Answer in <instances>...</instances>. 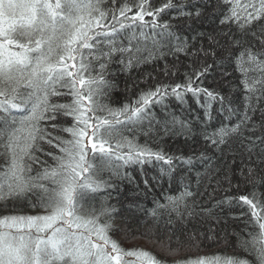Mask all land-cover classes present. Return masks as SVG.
Instances as JSON below:
<instances>
[{
    "label": "snow or ice",
    "instance_id": "obj_1",
    "mask_svg": "<svg viewBox=\"0 0 264 264\" xmlns=\"http://www.w3.org/2000/svg\"><path fill=\"white\" fill-rule=\"evenodd\" d=\"M105 4L0 0V205L7 213L0 215V264H163L148 251H126L110 235L119 209L107 201L112 193L119 197L122 178L131 180L120 169L135 164L143 170L159 161L166 166L159 169L163 179L177 166L187 173L197 162L204 166L203 175L195 171V190L189 181L179 195L153 198V207L144 209L151 227L179 245L189 221L211 216L196 204L202 183L239 189L232 183L238 157L244 164L240 178L253 188L234 198L246 209L240 213L247 218L245 227L252 229L248 239L239 240L246 255L186 258L174 264H264V193L255 190L264 187V0ZM173 20L207 21L210 30L191 24L179 29ZM169 55L190 61L183 82L160 83L120 108L109 106L106 100L115 87L106 78L110 65L127 71ZM216 70L223 78L236 73L228 95L204 86ZM189 94L202 115L180 119L165 101L183 105ZM53 97L67 102L52 103ZM57 116L67 118L65 126L50 127L64 136L42 126ZM155 126L185 139L202 138L204 150L172 156L125 135L134 129H147V135ZM40 143L55 149L45 153L52 164L33 154L43 151ZM33 162L47 166L33 176ZM143 184L134 190L136 201L155 197L156 185L148 178ZM223 203L217 201V206ZM17 204L35 214H19L23 209ZM197 235L187 237L195 247ZM166 250L174 256L179 247Z\"/></svg>",
    "mask_w": 264,
    "mask_h": 264
},
{
    "label": "trees",
    "instance_id": "obj_2",
    "mask_svg": "<svg viewBox=\"0 0 264 264\" xmlns=\"http://www.w3.org/2000/svg\"><path fill=\"white\" fill-rule=\"evenodd\" d=\"M131 2V0H129ZM175 2V0H174ZM111 0H106L105 7L110 6ZM120 3V0H117ZM172 23L183 29L185 25L191 24L193 28L201 31L210 30L207 21H184L173 20ZM184 35H189V32H183ZM194 34V33H191ZM211 63V60L208 61ZM190 63L183 55L180 56L179 61L174 60L172 56L150 60L148 62H141L139 65L133 67L131 70L121 71L120 66L116 64L110 65V74L107 79L112 81L115 87L110 91L109 97L106 102L112 108H120L125 103H131L138 94L157 84H174L183 82L184 74L188 71L187 65ZM230 70V69H229ZM229 80L235 85L237 76L233 72L230 78H223L220 75V70H216L204 82L205 87H209L220 91L224 95L229 94ZM235 99V96H233ZM67 98L53 97L52 103H65ZM170 104L176 116L180 119L191 120L193 115L201 116L202 110H198L193 104L189 96L186 98V103L181 105L175 100H166ZM191 106V109H190ZM190 109V110H189ZM156 115L161 116V109L156 108ZM66 117L57 116L55 121L43 122L49 126V131L52 135L64 136L65 134L59 130H52L50 124L55 123L60 127L65 126ZM218 123V121H214ZM211 130V127L209 128ZM145 130L134 129L133 133H125L130 138L135 136V143L139 145H147L153 150L162 149L165 153L172 156H195L199 155L204 150V142L202 138L185 139L179 132L176 134H169L160 131L159 126L152 128L147 135ZM39 147L43 151L34 150L33 154L39 161H46L47 165L52 164L51 158L45 155L46 152L55 151L47 143H40ZM42 163H32V172L34 176L38 171H42L43 167L47 166ZM166 167L159 161H153L152 164L140 165L130 164L120 169L121 173H127L128 177L122 178L121 192L119 197L116 198V193H112L111 199L107 201L109 206H115L119 211L114 214L113 230L110 235L118 241L122 248L127 250L142 249L150 252L157 259L163 261V264H174L176 260L186 258L205 257L211 258L215 256L224 258H232L237 256H245L246 253L239 245L240 239H248L247 233L251 232L250 227L246 228L247 218L240 216L241 211L246 210L244 206L238 205L235 197L248 194L253 191L251 185H246L240 178V170L244 168V164L237 158V162L233 165L235 169V177L233 178V185L239 184V189L232 187L228 189L227 184L220 187L205 181L199 187L196 194V204L209 210L211 216L205 215L203 218L197 216L188 222L187 233L182 236L181 243L178 245L173 240H168L162 233L158 232L155 228L151 227L149 218L145 216L144 209H151L153 207L151 201L153 198H166L168 196H177L183 190L185 183L191 182V190H195L196 179L195 171H200L204 174V166L199 162L196 163V169L193 173L183 171L180 166H177L176 171L171 174V177H164L161 179L159 169ZM105 178L108 173H104ZM149 179L150 184H155L154 189L155 197H148L147 200L136 201L132 197L135 194L136 186L139 185L140 189L144 188L143 180ZM155 178V179H153ZM157 181H159L157 183ZM257 193H264V187L257 186L255 189ZM224 201L222 206H217V201ZM139 203L140 208L136 205ZM99 206V201H97ZM11 207V205L9 206ZM18 209H23L19 214H35L30 209L24 208L23 205L17 204ZM0 205V215L7 214ZM199 211V207L197 208ZM192 233H198L196 241L199 247H195L194 242L188 240V236ZM211 237V238H208ZM176 249L179 247L177 255H169L167 248ZM251 259V257H248Z\"/></svg>",
    "mask_w": 264,
    "mask_h": 264
}]
</instances>
